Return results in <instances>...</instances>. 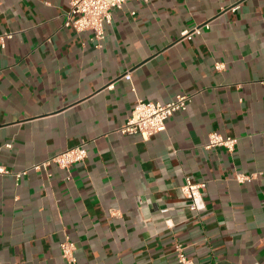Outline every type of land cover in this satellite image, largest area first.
<instances>
[{
  "label": "crops",
  "instance_id": "crops-1",
  "mask_svg": "<svg viewBox=\"0 0 264 264\" xmlns=\"http://www.w3.org/2000/svg\"><path fill=\"white\" fill-rule=\"evenodd\" d=\"M71 1L0 0V163L29 171L0 176V264H69L67 239L76 264H178L177 244L194 264H264V0L132 1L101 47L65 26ZM180 95L164 132L119 133L137 100ZM213 132L236 150H207ZM82 141L68 172L32 170ZM186 178L207 185L197 211Z\"/></svg>",
  "mask_w": 264,
  "mask_h": 264
},
{
  "label": "built area",
  "instance_id": "built-area-1",
  "mask_svg": "<svg viewBox=\"0 0 264 264\" xmlns=\"http://www.w3.org/2000/svg\"><path fill=\"white\" fill-rule=\"evenodd\" d=\"M132 1L151 2V0H72L71 9L66 16L65 26L73 29L77 33L93 32L98 47H101V44L106 38L105 26L111 24L113 20V11L115 9H121L125 4ZM238 9L239 6H236L232 10L236 11ZM206 25L209 28L208 24ZM202 33L203 27H196L193 30H185L182 32L181 37L183 40L192 41ZM13 37L11 33L0 34V49H5ZM216 69L220 71L223 69V66L218 64L216 65ZM123 79L131 81L132 76L128 73L123 76ZM114 87L115 84L113 83L108 89L113 90ZM192 99V96L180 95L168 103L137 100L132 115L120 128L119 133L125 136L137 135L144 140H149L153 136L164 132L167 122L176 114L187 111ZM237 144V138L224 137L217 132H213L209 135L205 148L207 150L224 148L228 152L233 153L236 150ZM87 157L86 142L82 141L79 146L59 154L47 162L34 165L32 170H47L48 167L54 164L68 172L73 166L83 163ZM28 172L13 173L0 163V176L12 175L19 181L27 176ZM237 180L243 183L250 180V177L238 175ZM206 187L207 185L204 182H194L191 178H186L181 192L189 202L191 211L199 210L203 191ZM76 250V244L70 239H67L61 244L62 256L69 264H76ZM175 254L178 264H194L193 260L188 257L186 249L181 244L176 245Z\"/></svg>",
  "mask_w": 264,
  "mask_h": 264
}]
</instances>
